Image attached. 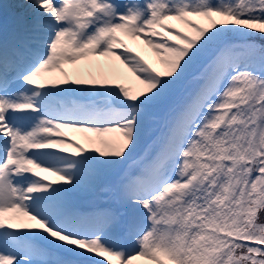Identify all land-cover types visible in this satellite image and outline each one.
I'll list each match as a JSON object with an SVG mask.
<instances>
[{"label":"snow or ice","instance_id":"1","mask_svg":"<svg viewBox=\"0 0 264 264\" xmlns=\"http://www.w3.org/2000/svg\"><path fill=\"white\" fill-rule=\"evenodd\" d=\"M31 7L26 34L0 40V264H73L62 252L104 258L96 264H264V45L249 39L264 38V0ZM93 57L119 61L144 87L133 92L103 70L68 79L65 65ZM190 74V90L171 99ZM165 104L158 134L134 157ZM65 129L95 133L104 147L86 149ZM122 165L107 190L127 214L105 208L86 217L72 205L69 193L93 190ZM120 229L131 250L115 242Z\"/></svg>","mask_w":264,"mask_h":264},{"label":"bare ground","instance_id":"2","mask_svg":"<svg viewBox=\"0 0 264 264\" xmlns=\"http://www.w3.org/2000/svg\"><path fill=\"white\" fill-rule=\"evenodd\" d=\"M0 1H3L1 4H3L5 7H8L9 9H15L16 7H14V5H12V4L17 3L21 0H0ZM27 1L28 0H25V2H27ZM21 10L22 9L14 10V11H12L11 14H8V15H10V16L14 15V12L18 14V12H20ZM170 23L176 24V26L178 28H183L182 27L183 25L178 21H171ZM128 43H129L130 47H132L138 51L145 52L151 58V62L154 65V67H156V68H157V66L159 67V59L160 58L151 48H149L143 42L132 41L130 39L128 40ZM96 68H99V72L101 70H103L104 72H108V73H112V72L118 73V75H119V79L117 80L118 83H125L126 84V82H125L126 80H130L134 75H136L134 73L129 72L128 69L124 65L119 63V61H113V60H110L108 58H103V57H99V58L93 57V58H91V62L81 61L77 65H75V78H77V77L90 78L89 73L94 74V69H96ZM58 74H61V73H59V71H56L54 73H50L49 75L58 76ZM138 86H140L142 88L144 87L139 82H138ZM81 87H83V86H81ZM142 88H140V89H142ZM70 131L76 132L74 130H70ZM76 134L80 135L77 132H76ZM107 138L111 139V140H116V139H118V136L116 133H110V134H107ZM147 261L148 260H146V259H140L138 261H135V264H151L150 261H149L150 263Z\"/></svg>","mask_w":264,"mask_h":264},{"label":"rangeland","instance_id":"3","mask_svg":"<svg viewBox=\"0 0 264 264\" xmlns=\"http://www.w3.org/2000/svg\"><path fill=\"white\" fill-rule=\"evenodd\" d=\"M203 21H201L203 24H208V21L204 18H202ZM237 38V37H236ZM238 39V38H237ZM240 39V38H239ZM165 68V65L163 63H161L160 59H159V70H163ZM126 83L129 84V87L133 90V92H138L139 90H141L140 87L138 86V80L136 79V75H134L130 80H127ZM193 84V80H192V75L190 74L188 78H186L174 91L173 93V98L175 99L176 97L182 95L183 93H185L187 90H190V88L192 87ZM167 108V104L165 105H161L157 108H155L153 111L154 112H162L163 110L166 111ZM162 115V119L165 115V112ZM152 125V126H151ZM151 126V127H150ZM161 126V118H153V119H149L148 122L146 123L145 129H146V134L149 132H151V130L153 129V127H160ZM118 134V133H117ZM119 135V134H118ZM144 136V135H143ZM144 139V138H143ZM142 139V140H143ZM141 140V141H142ZM141 143V142H140Z\"/></svg>","mask_w":264,"mask_h":264}]
</instances>
